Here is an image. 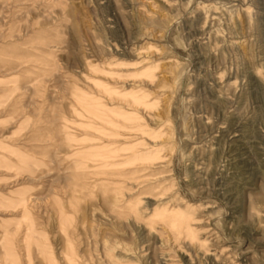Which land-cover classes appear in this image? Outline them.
Returning <instances> with one entry per match:
<instances>
[{"label": "rangeland", "instance_id": "374dc122", "mask_svg": "<svg viewBox=\"0 0 264 264\" xmlns=\"http://www.w3.org/2000/svg\"><path fill=\"white\" fill-rule=\"evenodd\" d=\"M0 264H264V0H0Z\"/></svg>", "mask_w": 264, "mask_h": 264}, {"label": "bare ground", "instance_id": "6f19581e", "mask_svg": "<svg viewBox=\"0 0 264 264\" xmlns=\"http://www.w3.org/2000/svg\"><path fill=\"white\" fill-rule=\"evenodd\" d=\"M189 231V230H188Z\"/></svg>", "mask_w": 264, "mask_h": 264}]
</instances>
